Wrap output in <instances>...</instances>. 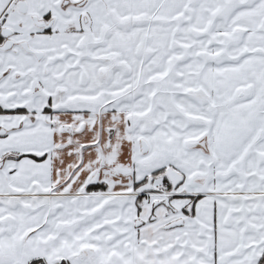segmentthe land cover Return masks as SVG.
I'll return each instance as SVG.
<instances>
[{
	"label": "snow or ice",
	"instance_id": "snow-or-ice-1",
	"mask_svg": "<svg viewBox=\"0 0 264 264\" xmlns=\"http://www.w3.org/2000/svg\"><path fill=\"white\" fill-rule=\"evenodd\" d=\"M0 264H264V0H0Z\"/></svg>",
	"mask_w": 264,
	"mask_h": 264
}]
</instances>
